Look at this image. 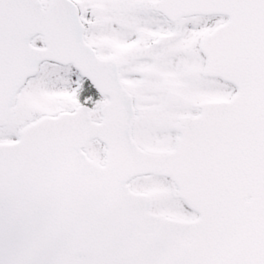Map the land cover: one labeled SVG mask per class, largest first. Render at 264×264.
Masks as SVG:
<instances>
[{
	"label": "snow or ice",
	"instance_id": "6c2138e0",
	"mask_svg": "<svg viewBox=\"0 0 264 264\" xmlns=\"http://www.w3.org/2000/svg\"><path fill=\"white\" fill-rule=\"evenodd\" d=\"M0 264H264V0H0Z\"/></svg>",
	"mask_w": 264,
	"mask_h": 264
}]
</instances>
